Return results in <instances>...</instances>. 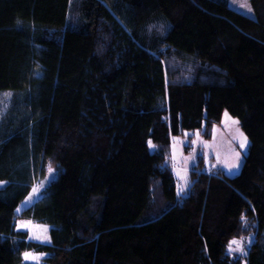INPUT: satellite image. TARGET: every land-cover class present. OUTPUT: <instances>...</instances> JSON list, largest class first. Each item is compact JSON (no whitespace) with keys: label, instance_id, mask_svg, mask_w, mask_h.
<instances>
[{"label":"trees","instance_id":"16d2710c","mask_svg":"<svg viewBox=\"0 0 264 264\" xmlns=\"http://www.w3.org/2000/svg\"><path fill=\"white\" fill-rule=\"evenodd\" d=\"M249 5L0 0V264L31 248L42 264H264V0ZM225 109L243 164L194 168L178 195L171 138L209 136ZM36 184L22 213L42 244L14 225Z\"/></svg>","mask_w":264,"mask_h":264},{"label":"rangeland","instance_id":"374dc122","mask_svg":"<svg viewBox=\"0 0 264 264\" xmlns=\"http://www.w3.org/2000/svg\"><path fill=\"white\" fill-rule=\"evenodd\" d=\"M228 6L242 11L248 15H252V10L249 5V0H227ZM222 120L220 123L215 124L210 129V135L206 136L204 129L195 131H185L179 136H173L171 138L170 158L168 164H170L173 175L176 178V191L178 195L185 194L191 183V171L194 168H198V172L211 171L215 168H221L224 172L233 175L240 169L243 164L245 155L247 154V148L249 139L245 135V132L240 126L239 119L233 117L226 109L223 111ZM241 133L243 134L241 136ZM246 138L245 147L241 148V143ZM239 154V156L237 155ZM201 161L204 165L197 167V162ZM235 164L236 167H232ZM56 173V169L52 168V172H48L46 180L53 177ZM40 184H36L33 189H38ZM183 188V191L180 189ZM31 193L21 202L16 213L14 225L16 228L26 230L30 240L36 243H45L48 241V226L35 222L32 218H29L27 214L22 213L23 209L29 206L39 195V192ZM31 197V199H29ZM252 233V232H250ZM248 233V234H250ZM253 237L252 235L242 236L239 238H233L231 241H240L243 248V252L236 251V245L228 246V250L233 256H243L247 253V248L250 245ZM230 241V242H231ZM30 254V257L38 259H25L24 264H42V254L34 250L28 249L24 253Z\"/></svg>","mask_w":264,"mask_h":264},{"label":"snow or ice","instance_id":"6c2138e0","mask_svg":"<svg viewBox=\"0 0 264 264\" xmlns=\"http://www.w3.org/2000/svg\"><path fill=\"white\" fill-rule=\"evenodd\" d=\"M6 95H10V94H6ZM243 134L241 133V136H242ZM245 144H246V138H245V140H244V142H242L241 143V148H243V147H245ZM238 156H239V154H237ZM232 167H236V165L235 164H233L232 165ZM49 172L51 173L52 172V168L50 167L49 168ZM181 191H183V188H181L180 189ZM38 191V189H33V194H35L36 192ZM29 199H31V197L29 198ZM20 209H18V211H19ZM232 244H235L237 247H236V251H241V252H243V248H242V246H241V243H240V241H236V240H233V241H231L230 242V250H231V245ZM29 258H32V259H38V258H35V257H30V254H28V253H26L25 254V259H29Z\"/></svg>","mask_w":264,"mask_h":264}]
</instances>
